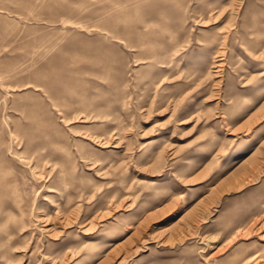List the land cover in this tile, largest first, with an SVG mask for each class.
<instances>
[{"label": "rangeland", "instance_id": "374dc122", "mask_svg": "<svg viewBox=\"0 0 264 264\" xmlns=\"http://www.w3.org/2000/svg\"><path fill=\"white\" fill-rule=\"evenodd\" d=\"M250 253L264 0H0V264Z\"/></svg>", "mask_w": 264, "mask_h": 264}, {"label": "bare ground", "instance_id": "6f19581e", "mask_svg": "<svg viewBox=\"0 0 264 264\" xmlns=\"http://www.w3.org/2000/svg\"><path fill=\"white\" fill-rule=\"evenodd\" d=\"M224 45V44H223ZM217 60V59H216ZM215 64V63H214ZM220 64V63H219ZM218 65V64H217ZM215 65V67L217 66ZM216 71V70H215ZM79 116L76 115L74 116V118H78ZM68 119V118H66ZM106 140V139H105ZM52 165L55 164L54 161L51 162ZM245 229V226H242V227H236L232 230L231 234L232 236H237V235H244L243 233V230ZM248 229V232H249V227H246V230ZM258 254H253V253H250V254H245L243 255L240 260L238 261L237 264H253V262L255 263V261H257L256 259L258 258ZM263 260V259H262ZM260 263H264V262H261Z\"/></svg>", "mask_w": 264, "mask_h": 264}]
</instances>
